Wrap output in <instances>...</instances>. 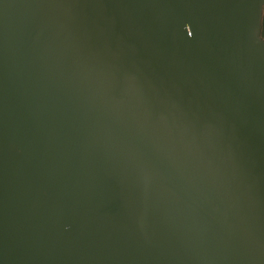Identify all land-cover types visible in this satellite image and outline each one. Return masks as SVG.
<instances>
[{
  "label": "water",
  "instance_id": "water-1",
  "mask_svg": "<svg viewBox=\"0 0 264 264\" xmlns=\"http://www.w3.org/2000/svg\"><path fill=\"white\" fill-rule=\"evenodd\" d=\"M263 8L0 0V264H264Z\"/></svg>",
  "mask_w": 264,
  "mask_h": 264
},
{
  "label": "rangeland",
  "instance_id": "rangeland-1",
  "mask_svg": "<svg viewBox=\"0 0 264 264\" xmlns=\"http://www.w3.org/2000/svg\"><path fill=\"white\" fill-rule=\"evenodd\" d=\"M261 37L264 39V13H263V17H262Z\"/></svg>",
  "mask_w": 264,
  "mask_h": 264
},
{
  "label": "snow or ice",
  "instance_id": "snow-or-ice-1",
  "mask_svg": "<svg viewBox=\"0 0 264 264\" xmlns=\"http://www.w3.org/2000/svg\"><path fill=\"white\" fill-rule=\"evenodd\" d=\"M189 35H191V30H189Z\"/></svg>",
  "mask_w": 264,
  "mask_h": 264
},
{
  "label": "flooded vegetation",
  "instance_id": "flooded-vegetation-1",
  "mask_svg": "<svg viewBox=\"0 0 264 264\" xmlns=\"http://www.w3.org/2000/svg\"><path fill=\"white\" fill-rule=\"evenodd\" d=\"M263 13H264V8H263ZM262 17H263V15H262Z\"/></svg>",
  "mask_w": 264,
  "mask_h": 264
}]
</instances>
